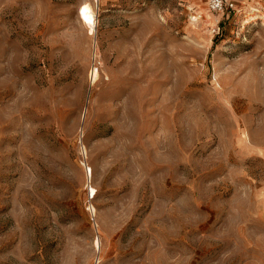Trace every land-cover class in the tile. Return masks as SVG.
<instances>
[{"label":"rangeland","instance_id":"obj_1","mask_svg":"<svg viewBox=\"0 0 264 264\" xmlns=\"http://www.w3.org/2000/svg\"><path fill=\"white\" fill-rule=\"evenodd\" d=\"M0 264H264V0H0Z\"/></svg>","mask_w":264,"mask_h":264},{"label":"built area","instance_id":"obj_2","mask_svg":"<svg viewBox=\"0 0 264 264\" xmlns=\"http://www.w3.org/2000/svg\"><path fill=\"white\" fill-rule=\"evenodd\" d=\"M211 13H232L236 8V0H206Z\"/></svg>","mask_w":264,"mask_h":264},{"label":"bare ground","instance_id":"obj_3","mask_svg":"<svg viewBox=\"0 0 264 264\" xmlns=\"http://www.w3.org/2000/svg\"><path fill=\"white\" fill-rule=\"evenodd\" d=\"M93 20H94V14H93V12H92L91 10H89V11L87 12V15H86V22H88L89 24L93 25V24H92V23H93ZM92 68H93V67H92ZM91 70H92V69H91ZM90 78H91L92 82L96 81V79L98 78V73H97V71H96L95 69H93V70L91 71V76H90ZM96 245H97V243H96Z\"/></svg>","mask_w":264,"mask_h":264}]
</instances>
